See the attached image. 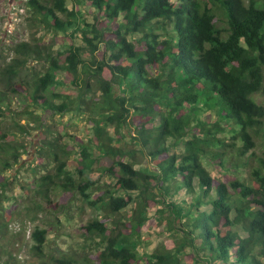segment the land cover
<instances>
[{
	"label": "trees",
	"instance_id": "1",
	"mask_svg": "<svg viewBox=\"0 0 264 264\" xmlns=\"http://www.w3.org/2000/svg\"><path fill=\"white\" fill-rule=\"evenodd\" d=\"M28 6L66 42L30 81L22 73L29 58H42L38 45L18 44L2 70L0 125L12 118L13 130L0 136V238L20 199L5 174L29 152L15 138L33 121L45 132L36 154L48 170L28 186L44 200L62 195V213L76 198L106 213L82 227L87 240L100 239L96 255H46L49 231L38 228L34 256L48 264H264V151L255 154L257 140L264 147V0ZM68 113L88 114L91 124L76 150L44 130ZM154 210L178 237L173 248L141 254L137 237Z\"/></svg>",
	"mask_w": 264,
	"mask_h": 264
},
{
	"label": "rangeland",
	"instance_id": "2",
	"mask_svg": "<svg viewBox=\"0 0 264 264\" xmlns=\"http://www.w3.org/2000/svg\"><path fill=\"white\" fill-rule=\"evenodd\" d=\"M28 2L29 0H0V76L4 67L17 56L14 50L18 44L28 42L33 46L38 45L42 51V58L35 55L29 58L28 67L22 73V80H24L22 82L30 81L33 73H43L48 65L45 59L46 54L50 50L57 54L63 50L66 42L63 36L57 35L39 21L28 6ZM91 18L90 16L89 19ZM16 107L17 105H13V108ZM21 123L27 124V119L22 118ZM44 123L47 126L44 130L50 129L47 135L49 139L52 137L59 139L61 143L74 147L75 150L77 142L87 141L92 136L88 114L72 116L68 113L63 117H50ZM12 128L13 119L8 118L0 125V136L7 130L12 131ZM30 130L29 135H19L15 138L17 142L14 144L19 150H21V144L27 145L29 152L21 158L20 164L5 174L10 182L9 195L18 196L20 199L12 206L13 216L8 233L0 238V264L50 263L49 258L33 255L32 246L35 243L33 233L38 228L49 231L47 237L49 241L44 248L46 255L50 253L59 255L60 250L79 255H96V244L100 242V239L87 240L82 227L98 216L103 219L106 213L88 205L85 206L79 198H76L62 213V208L55 206L60 202L62 195L52 196L48 201L35 194L36 189L28 184L35 179L34 175L39 178L43 175V171L48 169L40 165L36 154L42 138L41 133L45 132L39 131V123L33 121H30ZM257 142L256 157L264 151L263 142L260 139ZM44 163V166L51 167L50 162ZM92 177L101 182L109 181L107 177L99 173L93 174ZM24 185L27 186V191L22 189ZM126 216L128 215H125V218ZM160 220L154 210L151 212V222L141 228L137 237L141 254H152L162 244L173 248V240L177 239L178 235L166 232V223ZM98 249H102V246ZM82 260L81 264H89L83 263L84 259ZM184 264L194 263H190L185 257Z\"/></svg>",
	"mask_w": 264,
	"mask_h": 264
}]
</instances>
